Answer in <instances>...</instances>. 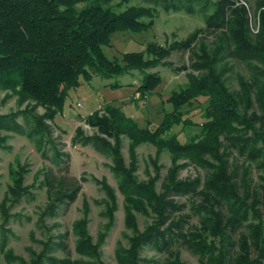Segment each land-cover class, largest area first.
Instances as JSON below:
<instances>
[{"label": "trees", "instance_id": "16d2710c", "mask_svg": "<svg viewBox=\"0 0 264 264\" xmlns=\"http://www.w3.org/2000/svg\"><path fill=\"white\" fill-rule=\"evenodd\" d=\"M112 1L0 0V86L18 93L21 102L35 99L47 111L36 116L27 107L0 115V127L23 131L17 121L22 113L26 123L35 120L37 128H49L46 118L54 120L71 91L96 74L111 78L142 70L137 92L153 94L162 77L145 70L163 59L171 65L166 58L175 49L190 51V64L177 68L187 70L189 81L173 90L168 98L172 109L156 128L142 126L122 106L109 105L105 115L99 116L97 111L90 116L93 125L116 141L111 144L107 138L97 137L118 156L117 167L128 177L123 190L147 191V197L158 204V219L134 236L127 258L132 264H147L141 252L151 245L166 252L168 258L177 257L185 247L199 254L202 262L264 264V72L253 64L264 66V11L262 30L256 32L247 0H216L206 25L187 39L169 45L152 41L145 51H125L118 58L106 51L114 34L148 31L153 22L144 20L143 13L133 7L118 10ZM257 3L264 6V0ZM240 63L249 64L252 74L246 78L236 73L238 87L232 89L228 74ZM194 103L201 108L202 121L195 122L200 132L182 142L170 130L175 124L194 123L183 118L184 106ZM121 135L131 139L132 150L152 142L159 150H168L174 162L187 158L190 162L185 165L192 163L204 172L180 178L178 165L168 173L159 192L152 184L139 185L123 164ZM65 169V175L48 170L44 178L51 196L50 214L75 201L81 190L76 178L66 176L68 166ZM183 196L190 200V213H181L186 207L179 200ZM194 215L201 226L191 224L185 231V223ZM209 233L215 237L212 241L202 237ZM62 245L68 250L66 242ZM46 259L52 264H73L53 256ZM95 262L103 264L99 254Z\"/></svg>", "mask_w": 264, "mask_h": 264}, {"label": "rangeland", "instance_id": "374dc122", "mask_svg": "<svg viewBox=\"0 0 264 264\" xmlns=\"http://www.w3.org/2000/svg\"><path fill=\"white\" fill-rule=\"evenodd\" d=\"M258 1L262 0H247L251 6V25L256 32L262 30L264 11V6L257 5ZM215 3L216 0H113L111 5L118 10L133 7L143 13L144 20L153 23L150 30L140 33L116 32L112 46L106 47V51L110 57L121 58L125 51H145L152 41L169 45L187 39L206 25L207 18L215 11ZM190 57V51L175 49L166 58L171 65L164 64L163 59L147 68L145 71L158 72L162 77L153 94L142 96L137 92L142 70L134 69L111 78L96 74L89 83L71 91L54 120L46 118L50 129L37 128L35 120L26 123L22 113L17 121L23 131L0 127V264H52L46 256L72 260L73 264H95L98 254L103 264H132L127 258L132 239L158 219V204L152 195L147 197V191L123 190V181L128 177L117 167L118 156L97 137L107 138L111 144L116 141L93 125L90 116L98 112L99 116L105 115L109 105L122 106L142 126L156 128L164 113L172 109L168 98L173 90L189 81L187 70L177 68L189 65ZM253 64L254 69L259 67L264 72L263 65ZM249 67L246 63L236 64L228 74L230 88L238 87L236 73L246 78L252 74ZM20 98L18 93L0 86V115L27 107L36 116L47 112L35 99L21 102ZM183 110V118L194 123L175 124L170 131L185 142L200 132L195 122H201L202 118L196 103L185 105ZM130 140L121 135L120 154L139 185L152 184L154 191L159 192L168 173L178 165H181L180 178L204 172L192 163L185 165L190 162L187 158H179L175 163L168 150H159L152 142H143L132 150ZM67 166L66 176L76 178L81 190L75 201L50 214L51 196L44 178L48 170L65 175ZM253 176L257 179L255 168ZM179 200L186 203L181 213H190L188 197ZM191 224L201 226L199 217H191L184 230ZM202 237L209 241L215 238L212 233ZM63 241L68 250L63 247ZM88 242L90 245L86 246ZM93 250H96L94 254L88 253ZM167 255L151 245H146L141 252L147 264H215L202 262L199 254L185 247L177 257Z\"/></svg>", "mask_w": 264, "mask_h": 264}]
</instances>
